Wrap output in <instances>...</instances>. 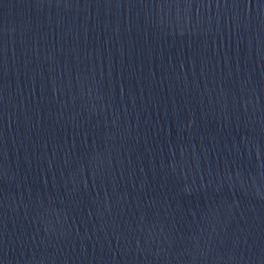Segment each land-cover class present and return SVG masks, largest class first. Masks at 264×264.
<instances>
[{
  "label": "water",
  "instance_id": "water-1",
  "mask_svg": "<svg viewBox=\"0 0 264 264\" xmlns=\"http://www.w3.org/2000/svg\"><path fill=\"white\" fill-rule=\"evenodd\" d=\"M0 264H264V0H0Z\"/></svg>",
  "mask_w": 264,
  "mask_h": 264
}]
</instances>
